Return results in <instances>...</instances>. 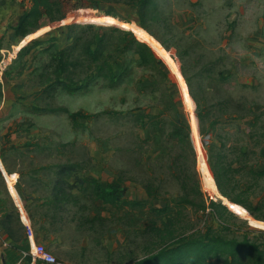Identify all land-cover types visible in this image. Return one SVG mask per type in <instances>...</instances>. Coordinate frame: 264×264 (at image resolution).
Wrapping results in <instances>:
<instances>
[{"label": "rangeland", "instance_id": "1", "mask_svg": "<svg viewBox=\"0 0 264 264\" xmlns=\"http://www.w3.org/2000/svg\"><path fill=\"white\" fill-rule=\"evenodd\" d=\"M154 1L158 19L147 24L158 40L141 25L133 2L55 0L56 18L43 15L36 22L23 20L32 0L0 1L1 161L7 165L8 159L23 170L43 166L50 176V166L76 164L78 176L103 185L122 179L126 196L141 202L115 207L96 200L91 189H77L78 203L69 205L65 227L47 244L40 243L61 263L134 264L163 249L166 239L146 230L153 222L163 227L165 218L153 208L173 205L182 196L181 162L190 168L188 175L194 172L207 206L198 210L189 205L182 214L184 226L194 223L199 234L212 226L214 234L225 238L249 234L264 240V220L224 197L211 168L219 152L235 177L230 188L251 187L255 204L263 197L264 178L257 179L252 170L264 169L259 137L264 131V0ZM76 23L130 30L164 60L171 80L162 87L171 91L191 128L195 159L191 154L187 158L170 137L160 95L147 88L156 82L147 68H134L117 88L94 83L88 89H68L60 83L93 74L87 63L64 71L54 59L57 47L73 43L70 26ZM79 53L75 57L84 60ZM120 59L118 72L134 66L125 56ZM52 85L56 89H49ZM199 104L206 115L202 123ZM66 110L93 117L82 118L84 125L75 127ZM11 192L20 202L12 184ZM212 202L229 211L215 212ZM3 247L0 264H46L10 261Z\"/></svg>", "mask_w": 264, "mask_h": 264}, {"label": "trees", "instance_id": "2", "mask_svg": "<svg viewBox=\"0 0 264 264\" xmlns=\"http://www.w3.org/2000/svg\"><path fill=\"white\" fill-rule=\"evenodd\" d=\"M125 1L126 3H134L139 6L138 15L141 20V25L147 29L151 35L155 37V33L150 30L147 20H157L158 10L154 0H116ZM33 5L29 13L24 15L23 20L33 19L38 22L43 15H47L51 20L56 18V13H60L58 4L55 0H32ZM70 36L73 38V43L66 48H56L54 57L60 69L68 71L85 63L88 64L89 71L93 74L83 76L78 82H60L68 89H88L94 83L109 88L120 87L126 77L132 75L134 68H147L155 78L156 82L147 88L151 93H158L159 100L163 106L164 112L168 113L170 131L169 135L177 141V147L196 158V152L191 143V128L183 118L182 112L168 87H162L170 81V75L164 70L162 64L164 60L152 49V47L144 40L138 38L132 31L119 28L117 26H106L95 23L80 24L76 23L70 26ZM19 30V28H18ZM79 30V33H76ZM89 35H91L89 37ZM156 38V37H155ZM157 39V38H156ZM158 40V39H157ZM84 55L85 58L75 57L77 51ZM168 51V50H167ZM121 55L125 56V60H129V67L123 72H118L115 65L121 60ZM175 59V57L173 56ZM176 60V59H175ZM91 72V73H92ZM49 89H56V85L50 86ZM198 118L205 121L206 115L201 111L200 104L198 105ZM67 111V110H66ZM69 113L70 119L75 127L83 126L82 118H92V115L85 114L83 111H75ZM214 128V123L211 124V129ZM202 133L208 132L204 127H201ZM262 143H264V131L259 132ZM182 157H186L182 155ZM216 157L215 164H211L216 182L221 194L228 198L231 202L242 206L249 214L259 220H264V195L255 204L251 192V187L243 188L235 186L230 188L233 175L230 174V165L225 164L224 156L219 152L213 155ZM195 165V161H194ZM181 189L182 196L179 199L173 200L174 204H167L164 207L153 208L155 213L160 214L165 218L162 221V226L155 222L146 230L153 231L166 239L163 249L158 252L135 261L134 264H264V240L259 236H249L247 234L243 239L236 237L225 238L213 233V227L209 226L208 231L204 234H199L195 224L184 226L186 219H183V212L191 205L192 208L198 206V210L207 208L201 186L197 179L188 175L190 168L187 163L181 162ZM81 168L76 164H60L57 166L56 180L53 187V197L51 203L55 205V209L61 208L62 201L78 203V196L73 194L74 189H83L87 191L91 189L96 200L106 204H111L115 207H135L141 205V202L132 200L126 197L127 189L124 186V181L120 178L113 180L107 185H103L96 178L84 176L80 177L77 172ZM252 173L257 179L264 178V169L252 170ZM75 181H69L72 178ZM148 195L153 197V191L147 188ZM72 197V199H69ZM201 199H200V198ZM213 210L216 212L219 208L226 211L229 209L221 203L212 202ZM13 217H15L13 215ZM104 219L102 216L97 217ZM16 231L21 234L22 227L17 221L14 225ZM187 229H192L191 233L186 232ZM186 230V231H184ZM8 233L13 238L14 231L12 227L7 228ZM185 233V234H184ZM188 233V234H187ZM21 237V235H20ZM14 239V238H13ZM169 239V240H167ZM22 246H17V249H23L25 252L30 250L26 243H29L28 238H24ZM168 241H170L168 243ZM25 259L31 262L33 257L22 254L8 253L7 259L12 260ZM22 257V258H21ZM22 261H20L21 263Z\"/></svg>", "mask_w": 264, "mask_h": 264}, {"label": "crops", "instance_id": "3", "mask_svg": "<svg viewBox=\"0 0 264 264\" xmlns=\"http://www.w3.org/2000/svg\"><path fill=\"white\" fill-rule=\"evenodd\" d=\"M6 161L8 162L7 165L0 159V228L2 230L0 233V247L5 246L3 248H5L6 256L8 253H17L25 257V251L17 249V246H22V240L28 238L30 242L32 240L47 244V238H54L56 232L65 227V213L68 212L69 205L73 202L66 203L62 201L59 203L61 208H58V210L51 203L58 165L50 166L49 171L53 174V176H50L42 172H46L43 166L34 167L31 170L28 166L23 170L20 169L19 165L9 163L8 159ZM14 175H16L15 178H13ZM11 184L16 188L20 202L11 192ZM76 191L77 189H74L73 194L77 196ZM69 199H72V197ZM15 221L23 229L21 234L13 226ZM10 227L14 231V239L7 231V228ZM29 228L33 231L31 238L28 234ZM58 236L61 237L62 235L58 233ZM30 242L26 243L28 248ZM16 259L14 256L11 261L20 262Z\"/></svg>", "mask_w": 264, "mask_h": 264}, {"label": "built area", "instance_id": "4", "mask_svg": "<svg viewBox=\"0 0 264 264\" xmlns=\"http://www.w3.org/2000/svg\"><path fill=\"white\" fill-rule=\"evenodd\" d=\"M2 232L0 228V233ZM28 234L29 237L31 238L33 235V231L31 228L28 229ZM31 248L29 252H25L26 255H31L33 257V261H42L43 263L46 264H65L59 262L56 257L51 253L44 245L32 241L30 242Z\"/></svg>", "mask_w": 264, "mask_h": 264}]
</instances>
